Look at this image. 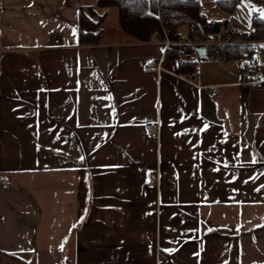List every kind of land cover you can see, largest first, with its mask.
Listing matches in <instances>:
<instances>
[{
    "label": "crops",
    "instance_id": "0c3cea01",
    "mask_svg": "<svg viewBox=\"0 0 264 264\" xmlns=\"http://www.w3.org/2000/svg\"><path fill=\"white\" fill-rule=\"evenodd\" d=\"M0 1V264H264V87L246 85L264 81V40L240 61L194 54L191 73L116 8L95 7L84 46L93 0ZM204 1L238 44L264 19V0Z\"/></svg>",
    "mask_w": 264,
    "mask_h": 264
},
{
    "label": "trees",
    "instance_id": "16d2710c",
    "mask_svg": "<svg viewBox=\"0 0 264 264\" xmlns=\"http://www.w3.org/2000/svg\"><path fill=\"white\" fill-rule=\"evenodd\" d=\"M81 1V0H78ZM93 4H79V23L77 33L79 44L84 46L100 43L105 16H98L95 7L116 8L119 12V26L135 42L157 40L163 35V28L170 30V37L175 42L169 49L180 60L182 69L195 72V50L192 46L179 42V30L183 25L190 27V38H206L227 25L225 21H210L202 11L200 0H93ZM240 0H222L221 9L228 14L234 12ZM98 17L95 21L94 18ZM191 27L193 29H191ZM245 44L216 47L209 52L219 51L224 60H241L252 56V44L264 40V19L253 17L252 29L243 34Z\"/></svg>",
    "mask_w": 264,
    "mask_h": 264
},
{
    "label": "built area",
    "instance_id": "2783aa9c",
    "mask_svg": "<svg viewBox=\"0 0 264 264\" xmlns=\"http://www.w3.org/2000/svg\"><path fill=\"white\" fill-rule=\"evenodd\" d=\"M3 5V2L0 1V7ZM191 29H193L191 27ZM238 35L237 30L231 26L230 24L225 25L222 27L218 32L213 34L210 37L206 38H190L186 35H180L179 42L185 45L192 46L195 50V54L198 53V49L203 48L206 51L212 50L216 47L220 46H228V45H234L238 44L236 37ZM159 42L163 43L165 45L166 51H169L171 46L175 44V42L170 37V30L168 28H163V35L157 39ZM3 52V48L0 45V54ZM161 62L152 60L149 63H147L144 67L145 72H159L161 71ZM246 85L255 87V88H263L264 87V81L259 82H252V83H246ZM209 95L210 98H216L219 94V89L216 86H212L209 88ZM145 132L148 136L159 139L161 134V127L158 122H152L145 125ZM159 181L158 175H153L150 177L149 183L151 185H156ZM10 187V181L6 175L0 174V189L6 190Z\"/></svg>",
    "mask_w": 264,
    "mask_h": 264
},
{
    "label": "rangeland",
    "instance_id": "374dc122",
    "mask_svg": "<svg viewBox=\"0 0 264 264\" xmlns=\"http://www.w3.org/2000/svg\"><path fill=\"white\" fill-rule=\"evenodd\" d=\"M202 1H204V0H202ZM208 2H205L206 4H205V7L207 8V9H210V8H212L213 6H212V0H207ZM112 26H113V24L111 23V24H108L107 25V28L108 29H111L112 28ZM183 28H185V30H186V36L187 37H189V33H190V27L188 26V25H183L182 26ZM183 35H185V34H183Z\"/></svg>",
    "mask_w": 264,
    "mask_h": 264
},
{
    "label": "water",
    "instance_id": "95a60500",
    "mask_svg": "<svg viewBox=\"0 0 264 264\" xmlns=\"http://www.w3.org/2000/svg\"><path fill=\"white\" fill-rule=\"evenodd\" d=\"M198 53H199L200 55H202V54L206 53V50L203 49V48H200V49H198Z\"/></svg>",
    "mask_w": 264,
    "mask_h": 264
},
{
    "label": "snow or ice",
    "instance_id": "6c2138e0",
    "mask_svg": "<svg viewBox=\"0 0 264 264\" xmlns=\"http://www.w3.org/2000/svg\"><path fill=\"white\" fill-rule=\"evenodd\" d=\"M205 128H207V125H205Z\"/></svg>",
    "mask_w": 264,
    "mask_h": 264
}]
</instances>
